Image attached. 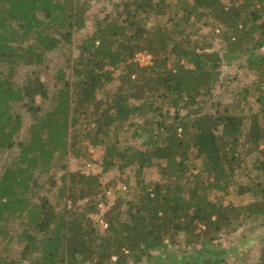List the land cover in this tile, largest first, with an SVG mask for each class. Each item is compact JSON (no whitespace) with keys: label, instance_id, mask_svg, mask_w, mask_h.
Returning <instances> with one entry per match:
<instances>
[{"label":"trees","instance_id":"obj_1","mask_svg":"<svg viewBox=\"0 0 264 264\" xmlns=\"http://www.w3.org/2000/svg\"><path fill=\"white\" fill-rule=\"evenodd\" d=\"M107 1L118 16L78 42L90 0H0V152L18 137V105L35 118L30 141L0 178V264H222V237L248 223L264 227V0ZM57 52L67 62L53 78L55 105L38 116L32 105L48 96L42 76ZM139 53L151 64L134 62ZM240 58L254 79L241 102L219 113L221 68ZM27 69L26 83L14 82ZM97 91L106 99L99 106ZM70 131L103 147L100 174L65 169L57 193L64 206L33 202L35 170L66 162L70 149L81 156ZM115 168L134 170L133 193L119 192L99 231L90 217L99 178ZM151 169L159 180L147 184L141 173ZM229 194L249 201L224 205ZM87 200L89 211L78 205ZM260 239L256 264H264Z\"/></svg>","mask_w":264,"mask_h":264},{"label":"rangeland","instance_id":"obj_2","mask_svg":"<svg viewBox=\"0 0 264 264\" xmlns=\"http://www.w3.org/2000/svg\"><path fill=\"white\" fill-rule=\"evenodd\" d=\"M173 2V0H169ZM116 2V1H115ZM90 10L87 18V28L83 33L78 35L77 41L80 42L85 37L91 35V33L95 30L96 22L101 21L106 16L117 17L120 13V10L114 8V3L107 0H90ZM158 19L155 16H152L149 21L147 28L153 25ZM207 30L203 31L205 34ZM215 49H219L221 47V43L216 40L213 43ZM264 51V49H263ZM76 52L73 50V57ZM49 59L51 63L49 67L45 68L44 74L42 76V80L48 86V96L45 98V101H41V98L36 97L34 104L36 108H40L38 111L39 115L42 116L45 111L50 110L54 107L55 102L52 97L53 87L52 83L55 82L53 78L56 76V72L58 67L66 65L67 58L66 56H62L61 54L54 53L51 56L49 55ZM57 64V66L55 65ZM241 65V67H239ZM245 59L240 58L239 61L234 62L231 66H223L221 68V81L220 84L217 85L213 91L215 101H218L220 105L217 109V112H222L224 110L225 104L228 105L229 102L239 101L241 102V98L239 96L240 91L245 86H250L254 75L245 69ZM29 70H20L17 72L18 76L14 79V82L17 84L24 85L27 80L26 76ZM112 75L114 78L119 76V71H112ZM56 79V77H55ZM117 81H114L112 84L107 85L106 88L108 90L109 97L115 94L117 89ZM264 91V86L262 87ZM105 97L101 91H97L95 93V103L96 105L103 104L105 102ZM214 101V102H215ZM42 104V105H41ZM230 106V104H229ZM241 109L243 106H240ZM254 108L257 110L256 105ZM240 109V110H241ZM91 110H94L91 108ZM234 111L233 114L236 116L243 115L240 111ZM214 111V110H212ZM15 113L19 117V121L21 123L18 137L13 142V147L9 150H3L0 152V178L5 172L7 164L17 163L18 161V153L24 148V145L30 141V126L35 122V118L32 116V111H28L27 109L21 108V105H18L15 109ZM84 122V119H81ZM73 133L70 131V137ZM75 137L74 146L76 148H80L81 156L77 159L72 157L71 151L75 149L69 150V155L66 162L57 163L54 160L50 162V167L47 172H42L35 170L33 172L34 182L31 187V195L33 196L32 201L36 203H40V200L46 199L52 206H55V203L58 201L60 203V207L64 206V200L60 201L57 193L59 189V180L61 175L65 172V169H68L71 172H82L85 175H99L100 174V164L103 155V147L92 148L88 145L87 141L84 140V136L82 133L78 132L77 134H73ZM136 144L131 140H127L126 145ZM72 148V147H71ZM255 161V155L251 156L246 160L249 164ZM24 165H21V167ZM65 166V167H64ZM142 180L149 184L154 183L159 180V175L157 170H144L141 173ZM134 170L126 168L122 172H120L117 168L113 169L110 173L106 175H101L99 178V191L101 192V199L99 201V206L93 210V214H91V219L93 222V226H95L99 231L103 230L102 224H105V214L106 212L114 206L117 202V197L119 192H128L127 195L131 196L133 193L134 186ZM128 198V197H126ZM249 198L237 197L234 194H229L228 197H225L222 201L224 205L227 204H243L248 202ZM94 202V201H93ZM92 200L79 202L78 205L81 209L89 211L91 206H93ZM69 206V205H68ZM21 226L17 225L16 229H20ZM264 235V227L260 229H255V224L248 223L243 226L237 233L232 236L222 237L219 242L216 244V249L219 250V253L222 254V264H256L259 253H260V244L261 237ZM178 248L181 247V251L183 250V237H180L178 241ZM192 248V247H191ZM190 248V249H191ZM190 249L187 250L190 252ZM19 250L18 246L16 249L10 250L9 258H15L16 252ZM172 250V249H171ZM173 254L175 252L172 250ZM114 260V259H113Z\"/></svg>","mask_w":264,"mask_h":264},{"label":"built area","instance_id":"obj_3","mask_svg":"<svg viewBox=\"0 0 264 264\" xmlns=\"http://www.w3.org/2000/svg\"><path fill=\"white\" fill-rule=\"evenodd\" d=\"M134 62L144 67L151 64V57L146 54L139 53L134 57Z\"/></svg>","mask_w":264,"mask_h":264}]
</instances>
